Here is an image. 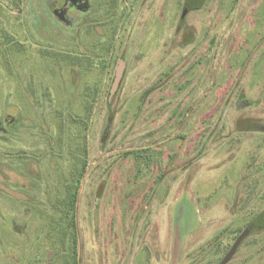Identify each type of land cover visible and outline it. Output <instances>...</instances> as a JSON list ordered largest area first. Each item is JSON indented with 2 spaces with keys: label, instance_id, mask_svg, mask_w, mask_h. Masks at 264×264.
<instances>
[{
  "label": "rangeland",
  "instance_id": "1",
  "mask_svg": "<svg viewBox=\"0 0 264 264\" xmlns=\"http://www.w3.org/2000/svg\"><path fill=\"white\" fill-rule=\"evenodd\" d=\"M134 3L104 0L72 43L57 34V51L93 57L90 69L59 56L40 77H0V115L7 102L21 115L0 133V264H66L51 206L88 105L76 235L89 264H171L176 243L177 264H264V226L239 239L264 212V0Z\"/></svg>",
  "mask_w": 264,
  "mask_h": 264
},
{
  "label": "flooded vegetation",
  "instance_id": "2",
  "mask_svg": "<svg viewBox=\"0 0 264 264\" xmlns=\"http://www.w3.org/2000/svg\"><path fill=\"white\" fill-rule=\"evenodd\" d=\"M108 3L112 7H116L119 0H108ZM201 3L199 2L200 5ZM129 4L130 8L133 9L134 0H129ZM103 7L104 0H0V77L6 79L22 78L26 75L36 77L39 75L40 70H43L41 73L46 74L45 71H49L48 68L56 70L48 67L47 64L53 62L59 56L61 59H66L74 69H90L91 66L96 64L93 57L73 52H66L63 56L57 51L53 41L57 34L61 35L68 32L69 42L72 43L77 37L73 36V32L93 27L97 23L93 19V15L100 14ZM188 11L189 8L185 6L182 17H185ZM162 14L164 18V12ZM150 23H152V20ZM213 38L211 37V44ZM120 62L123 63L122 78L124 76L126 62L123 57H119L117 66H115L114 79ZM41 77L47 78L46 76ZM47 87L50 88V84ZM109 94H111V89ZM114 95L109 99L110 101L113 100ZM242 100L245 99L241 98L238 102ZM2 103L3 100L0 101V105ZM248 103L250 104V102ZM3 108L6 112L0 115V133L9 135L14 132V127L21 120L20 106L18 103L7 102ZM89 109L92 110L91 105L86 107V110ZM15 110L17 113L12 112ZM59 213V219L64 221L65 217L62 212ZM255 226H262L256 218L249 222L239 239L247 236ZM68 234V245L65 249L67 260H65V263L89 264L90 260L85 248H79L77 240L76 245H73L75 243L73 232L70 231ZM236 248H232V253ZM178 257L179 249L176 258L172 253L171 264L174 259L175 264H177Z\"/></svg>",
  "mask_w": 264,
  "mask_h": 264
},
{
  "label": "trees",
  "instance_id": "3",
  "mask_svg": "<svg viewBox=\"0 0 264 264\" xmlns=\"http://www.w3.org/2000/svg\"><path fill=\"white\" fill-rule=\"evenodd\" d=\"M91 115L92 110L89 109L85 114L72 116L76 123L81 124L83 143L73 153V157L77 161V164L72 171V177L66 179L65 195L62 198H59L58 201L54 202L51 206L53 209H57L58 212L61 211L65 217L64 222H58V231H60L62 235V240L65 243V247L68 245L66 241L70 231L73 232V240L75 242L73 245H76L77 240V202L79 198L81 182L88 165V150L86 146V134L84 132H86L88 129ZM180 212L178 213V217L181 216Z\"/></svg>",
  "mask_w": 264,
  "mask_h": 264
},
{
  "label": "water",
  "instance_id": "4",
  "mask_svg": "<svg viewBox=\"0 0 264 264\" xmlns=\"http://www.w3.org/2000/svg\"><path fill=\"white\" fill-rule=\"evenodd\" d=\"M122 75H123V63L120 62V65L117 68L116 77L114 79V82H113V85H112V88H111L110 99L112 98V96L114 95L115 91L119 87ZM248 105H249V103L246 102L245 100H242V101L238 102V106H240V107H246ZM259 129L264 130V126L259 127ZM180 214H181V212H180ZM258 221H260L261 225L264 226V212L259 216ZM176 236H177V240H179L178 239L179 238L178 228H177ZM178 249H179V245L176 243L175 247H174V252H173L175 258H176V255L178 254ZM172 264H175V259L173 260Z\"/></svg>",
  "mask_w": 264,
  "mask_h": 264
}]
</instances>
